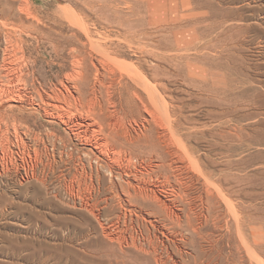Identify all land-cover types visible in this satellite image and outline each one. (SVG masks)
Masks as SVG:
<instances>
[{"label": "rangeland", "instance_id": "rangeland-1", "mask_svg": "<svg viewBox=\"0 0 264 264\" xmlns=\"http://www.w3.org/2000/svg\"><path fill=\"white\" fill-rule=\"evenodd\" d=\"M97 1L0 0V264H264V0Z\"/></svg>", "mask_w": 264, "mask_h": 264}, {"label": "bare ground", "instance_id": "bare-ground-1", "mask_svg": "<svg viewBox=\"0 0 264 264\" xmlns=\"http://www.w3.org/2000/svg\"><path fill=\"white\" fill-rule=\"evenodd\" d=\"M67 1V0H66ZM73 1V0H72ZM88 1V0H87ZM99 1V0H98ZM97 1V2H98ZM69 2V1H68ZM93 3V2H92ZM99 3V2H98ZM82 4V3H81ZM90 4V3H89ZM128 4H129V2H128ZM128 4H126V5H128ZM131 4V3H130ZM83 5H85V4H83ZM92 4H90V6H91ZM95 5V4H94ZM101 5V4H100ZM105 5V4H104ZM117 5V4H116ZM88 6V5H87ZM109 6H111V4L109 5ZM82 7H84V6H82ZM86 7V6H85ZM114 7V6H113ZM74 8V7H73ZM92 8V7H91ZM94 9V8H93ZM120 9V8H119ZM111 11V10H110ZM116 11V10H115ZM81 12V11H80ZM104 13V12H103ZM111 13H112V11H111ZM60 14H62V13H60ZM95 14V13H94ZM118 14V13H117ZM122 14V13H121ZM56 15H58V14H56ZM129 15V14H128ZM119 16V15H118ZM66 17V16H65ZM120 17V16H119ZM24 18V17H23ZM27 18V17H26ZM81 18V17H80ZM86 18H88L87 16H86ZM118 18V17H117ZM191 18V17H190ZM92 19V18H91ZM83 19H81L80 21H82ZM92 20H94V19H92ZM27 22V21H26ZM42 22V21H41ZM83 22V21H82ZM31 23V22H30ZM35 22H33L32 24H34ZM73 23V22H72ZM96 23V22H95ZM27 24H29V23H27ZM92 24H94V23H92ZM129 25V24H128ZM31 26V25H30ZM32 28V27H31ZM67 28V27H66ZM127 28H129V27H127ZM131 28H133V27H131ZM47 29V28H46ZM50 29V28H49ZM53 29V28H52ZM23 30V29H22ZM25 30V29H24ZM37 30V29H36ZM42 30V29H41ZM82 30V29H81ZM135 30V29H134ZM143 30V29H142ZM46 31V30H45ZM87 31H89V30H87ZM236 31V30H235ZM54 33V32H53ZM90 33V32H89ZM111 33V32H110ZM236 33V32H235ZM75 34V33H74ZM74 34L73 35H71L72 37H73V39H74ZM215 34V33H214ZM229 34V33H228ZM89 35V34H88ZM102 35V34H101ZM220 35H221V33H220ZM20 36V35H19ZM60 36H61V34H60ZM130 36V35H129ZM135 36V35H134ZM213 36V35H212ZM225 36V35H224ZM64 37V36H63ZM89 37H90V35H89ZM226 37V36H225ZM76 38V37H75ZM203 38V37H202ZM66 39H67V41L69 42V38L66 36ZM77 39V38H76ZM149 39V38H148ZM147 39V40H148ZM209 39H211L210 37H209ZM239 39H241V38H239ZM40 40H42V39H40ZM79 40V39H78ZM91 40H92V38H91ZM124 40V39H123ZM214 40H216V39H214ZM218 40V39H217ZM221 40V39H220ZM72 41V40H71ZM137 41V40H136ZM159 41V40H158ZM164 41H166V40H164ZM206 41H208V39L206 40ZM238 41H240V40H238ZM129 42V41H128ZM149 42V41H148ZM209 42V41H208ZM76 43V42H75ZM118 43V42H117ZM126 43V42H125ZM204 43V42H203ZM131 44V43H130ZM163 44V43H162ZM238 44V43H237ZM139 45H141V44H139ZM242 45V44H241ZM142 46V45H141ZM156 46V45H155ZM75 46H73V49H72V51L74 52V54L76 53V50H77V48L75 49L74 48ZM130 47V46H129ZM170 48V47H169ZM20 49V48H19ZM151 49H152V47H151ZM222 49V48H221ZM80 50V49H79ZM154 50V49H153ZM231 50V49H230ZM136 51H138V50H136ZM174 51V50H173ZM217 51V50H216ZM234 51V50H233ZM104 52V51H103ZM168 52V51H167ZM178 52H180V51H178ZM77 53H78V50H77ZM80 53H81V50H80ZM24 54V53H23ZM79 54V53H78ZM164 54V53H163ZM185 54V53H184ZM25 55V54H24ZM57 55V54H56ZM68 55V54H67ZM112 55V54H111ZM212 55V54H211ZM74 56V55H73ZM76 56V55H75ZM80 56H81V54H80ZM113 56V55H112ZM115 56V55H114ZM225 56V55H224ZM109 57H111V56H109ZM196 57V56H195ZM76 58V57H75ZM117 58V57H116ZM152 58V57H151ZM163 58V57H162ZM212 58V57H211ZM105 59V58H104ZM156 59H158V58H156ZM245 59V58H244ZM208 60V59H207ZM243 60V59H242ZM110 61V60H109ZM112 61V60H111ZM134 61H136V60H134ZM144 61V60H143ZM74 62H75V65L77 66V69H75V71L74 72H70V73H67L66 74V76H67V78H68V80H70L71 82H72V84L76 87V88H78V90L80 89L79 87H81V83H82V85H84L83 83H85L84 81L82 82H80V79L82 80V77L84 76V71L86 70H84L83 71V65H82V60H78V59H75L74 60ZM73 62V63H74ZM89 62V61H88ZM92 62V61H91ZM99 62V61H98ZM131 62H133V61H131ZM209 62V61H208ZM205 63V62H204ZM50 64V63H49ZM101 64H103V63H101ZM57 65V64H56ZM92 65V64H91ZM226 65V64H225ZM224 65V66H225ZM28 66V65H27ZM227 66V65H226ZM230 66V65H229ZM235 66V65H234ZM237 66V65H236ZM242 66V65H241ZM109 67V66H108ZM70 68V67H69ZM68 68V69H69ZM104 68V67H103ZM238 68V67H237ZM72 70V69H71ZM119 70V69H118ZM135 70V69H134ZM219 70V69H218ZM228 70V69H227ZM62 71V70H61ZM105 71V70H104ZM107 71V70H106ZM114 72V71H113ZM122 72V71H121ZM127 72V71H126ZM24 73V72H23ZM86 74V73H85ZM142 74V73H141ZM230 74V73H229ZM236 74V73H235ZM131 75V74H130ZM232 75V74H231ZM116 76V75H115ZM234 76V75H233ZM85 78L87 77L86 75L84 76ZM112 77V76H111ZM110 77V78H111ZM130 77V76H129ZM162 77V76H161ZM57 78V77H56ZM66 78V77H65ZM103 78V77H102ZM132 78V77H131ZM137 78V77H136ZM149 78H151V77H149ZM156 78V77H155ZM51 79V78H50ZM106 79V78H105ZM25 80V79H24ZM61 80V79H60ZM64 80V79H63ZM85 80V79H84ZM86 80H88L87 78H86ZM85 80V81H86ZM108 80V79H107ZM152 80V79H151ZM155 80V79H154ZM158 80V79H157ZM247 80V79H246ZM62 81V80H61ZM134 81V80H133ZM192 82V81H191ZM59 83V82H58ZM157 83V82H156ZM244 83V82H243ZM119 84V83H118ZM150 84V83H149ZM153 84V83H152ZM61 85V84H60ZM63 85H65V84H63ZM80 85V86H79ZM108 85V84H107ZM107 85H106V87H107ZM110 85V84H109ZM53 86V85H52ZM189 86V85H188ZM190 86H192V85H190ZM72 87V86H71ZM102 87V86H101ZM119 87V86H118ZM53 88V87H52ZM65 88H66V86H65ZM140 88V87H139ZM34 89V88H33ZM55 89V88H54ZM152 89V88H151ZM156 89V88H155ZM113 90V89H112ZM120 90V89H119ZM142 90V89H141ZM243 90V89H242ZM34 91V90H33ZM49 91H51V89L49 90ZM55 91V90H54ZM56 91H57V89H56ZM55 91V92H56ZM67 91V90H66ZM68 91H69V89H68ZM99 91V90H98ZM109 91V90H108ZM135 91V90H134ZM161 91H163V90H161ZM209 91V90H208ZM100 92V91H99ZM136 92V94H135V96H137V98H139V100H142V102L144 103V100H143V97H142V95H141V93L140 92H138V91H135ZM37 93H39V92H37ZM45 93H47V92H45ZM52 93V92H51ZM64 93V92H63ZM68 93V92H67ZM133 91H132V95H133ZM201 93V92H200ZM213 93V92H212ZM239 93V92H238ZM40 94V93H39ZM48 94V93H47ZM53 94H54V92H53ZM58 94V93H57ZM84 94V93H83ZM230 94V93H229ZM237 94V93H236ZM235 94V95H236ZM60 95V94H59ZM79 95V94H78ZM148 95V94H147ZM169 95V94H168ZM231 95V94H230ZM56 96V95H55ZM54 96V97H55ZM78 97V96H77ZM93 97V96H92ZM129 97V96H128ZM151 97H152V95H151ZM156 97V96H155ZM159 97V96H158ZM235 97V96H234ZM66 98V97H65ZM134 98V97H133ZM132 98V99H133ZM71 99V98H70ZM75 99V98H74ZM79 99V98H78ZM108 99V98H107ZM125 99H127V98H125ZM130 99V98H129ZM56 100V99H55ZM63 100V99H62ZM67 100H69V99H67ZM223 100V99H222ZM225 100V99H224ZM42 101V100H41ZM57 101H59L58 99H57ZM70 101V100H69ZM89 101H90V99H89ZM100 101V100H99ZM128 101V100H127ZM131 101V100H130ZM136 101V100H135ZM168 101V100H167ZM218 101H219V99H218ZM231 101V100H230ZM140 102V101H139ZM153 103H154V101H152ZM156 102V101H155ZM173 102V101H172ZM68 103V102H67ZM81 103V102H80ZM99 103V102H98ZM129 103V102H128ZM66 104V103H65ZM71 104V103H70ZM104 104V103H103ZM147 104V103H146ZM146 104H144V105H146ZM150 104V103H149ZM221 104V103H220ZM47 105V104H46ZM101 105V104H100ZM135 105V104H134ZM143 105V106H144ZM49 106V105H48ZM231 106V105H230ZM144 107H148V106H144ZM164 107V106H163ZM58 108V107H57ZM94 108V107H93ZM115 108V107H114ZM154 108H158V107H156V103L154 104ZM228 108V107H227ZM171 109V108H170ZM126 110V109H125ZM147 110V109H146ZM157 110V109H156ZM114 111V110H113ZM136 111V110H135ZM152 111V110H151ZM108 112V111H107ZM127 112V111H126ZM153 112V111H152ZM100 113V112H99ZM111 113V112H110ZM114 113V112H113ZM131 113V112H130ZM133 113V112H132ZM150 113V112H149ZM153 114H154V112L152 113V115H151V118H152V116H153ZM107 115V114H106ZM148 115H150V114H148ZM128 116V115H127ZM126 116V117H127ZM134 116V115H133ZM111 117V116H110ZM174 117V116H173ZM109 118V117H108ZM123 118V117H122ZM150 118V119H151ZM103 119V118H102ZM160 119V118H159ZM162 119V118H161ZM134 120V119H133ZM224 120V119H223ZM230 120V119H229ZM103 121V120H102ZM156 121V120H155ZM161 121V120H160ZM119 122V121H118ZM154 123V122H153ZM160 123V122H159ZM162 124V123H161ZM115 125V124H114ZM160 125V124H159ZM163 125V124H162ZM216 125V124H215ZM218 125V124H217ZM116 126V125H115ZM114 126V127H115ZM150 126V125H149ZM158 126V125H157ZM100 127V126H99ZM102 127V126H101ZM162 128V127H161ZM114 129V128H113ZM112 129V130H113ZM122 130V129H121ZM109 132V131H108ZM115 131L113 130V132L112 133H114ZM146 134V133H145ZM229 134H231V133H229ZM144 135V134H143ZM155 135V134H154ZM109 136V135H108ZM230 136V135H229ZM114 137V136H113ZM133 137V136H132ZM169 137V136H168ZM115 138V137H114ZM122 138V137H121ZM134 138V137H133ZM154 138V137H153ZM160 138V137H159ZM158 138V139H159ZM136 139H138V138H136ZM156 139H157V137H156ZM114 140V139H113ZM129 140V139H128ZM149 140V139H148ZM153 140V139H152ZM139 141V140H138ZM143 141V140H142ZM147 141V140H146ZM214 141V140H213ZM98 142V141H97ZM119 142H120V140H119ZM123 142V141H122ZM131 142V141H130ZM169 142H171V141H169ZM129 143V142H128ZM136 143V142H135ZM143 144V143H142ZM152 144V143H151ZM97 145V144H96ZM95 145V146H96ZM175 145V144H174ZM99 146V145H98ZM167 146V145H166ZM100 147V146H99ZM138 147V146H137ZM141 147L142 148H144L142 145H141ZM147 147V146H146ZM151 148V147H150ZM178 148V147H177ZM156 149V148H155ZM163 151V150H162ZM146 152V151H145ZM157 152V151H156ZM173 153V152H172ZM117 154V153H116ZM119 154V153H118ZM126 154V153H125ZM150 154V153H149ZM158 155V154H157ZM161 155V154H160ZM173 155V154H172ZM175 155H177V154H175ZM174 156V155H173ZM135 157V156H134ZM161 160V159H160ZM164 166V165H163ZM112 172V171H111ZM114 173V172H113ZM118 179V178H117ZM129 183V182H128ZM135 184V183H134ZM122 189L126 192V193H128V194H131L130 192V190H128V187H126L124 184H122ZM133 187V186H132ZM117 188V187H116ZM142 188V187H141ZM123 190H122V192H123ZM130 191V192H129ZM135 191V190H134ZM145 191V190H144ZM124 192V193H125ZM140 194H141V192H140ZM150 194V193H149ZM209 195H210V192H209ZM135 196V195H134ZM213 197V196H212ZM212 197H209L210 199L212 198ZM142 202V201H141ZM141 202H139V203H141ZM148 202V201H147ZM212 202V201H211ZM217 206V205H216ZM241 215V214H240ZM253 220H254V218H253ZM257 220V219H256ZM239 221V220H238ZM237 221V222H238ZM241 223V222H240ZM258 224V223H257ZM241 225V224H240ZM237 226H239V225H237ZM240 227V226H239ZM238 228V227H237ZM241 228V227H240ZM243 230V229H242ZM249 230V229H248ZM245 231V230H244ZM241 232V231H240ZM241 234V233H240ZM242 235V234H241ZM240 235V236H241ZM246 238V237H245ZM248 238V237H247ZM249 242V241H248Z\"/></svg>", "mask_w": 264, "mask_h": 264}]
</instances>
